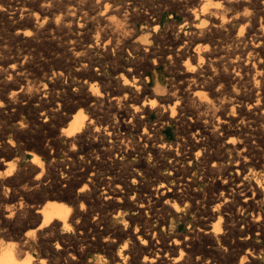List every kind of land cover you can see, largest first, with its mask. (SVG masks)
<instances>
[{"label":"bare ground","instance_id":"1","mask_svg":"<svg viewBox=\"0 0 264 264\" xmlns=\"http://www.w3.org/2000/svg\"><path fill=\"white\" fill-rule=\"evenodd\" d=\"M21 1L25 3L26 0ZM192 1L193 4H185L183 7L182 22L177 26L169 24L164 29L165 36L172 41V44H179L176 52L169 51L167 57L175 62L170 65L176 69L179 67L184 74L183 82L172 85L169 96L165 98L151 92L143 80L148 63H125L120 67L112 65L110 73L114 76L109 78L113 82L112 86L111 82L108 84L105 82L108 78L106 79L103 73L109 74L107 67L92 61L89 54L92 50L101 49L104 54L109 50L112 56L119 55L124 50L128 55L130 54L128 48L124 49L133 34L128 11L123 14L119 9H112L109 1L101 3L102 7L98 8L97 14L95 11L83 10L80 5H72L68 13L56 15L52 24L56 25L60 21L69 27L75 25L77 35H88L91 29L94 30L86 49H83L81 63H75L78 65L77 68L93 80L90 84V92L84 94L82 101L71 106V112L77 109L75 112L63 115L58 121L55 120L58 109L50 107L52 98L48 90L49 85H53V81L22 80L19 74L24 68L23 63H0V84L8 90L0 94V114L11 116L15 120L8 129L0 131V142L7 149V155L13 156L12 160H7L0 155V232L11 231L9 235L13 237L12 240L0 242V264H41V262L81 264L83 257L91 248L97 245L107 249L113 248L115 242L121 240H123V248L121 247L122 249L116 254V257L122 261L121 264L126 260L127 264H190L189 247L194 245L195 241H199L202 246L210 245L217 251L220 250L219 243L225 241L228 232V226L222 227L221 221L230 219V215L223 214L220 209L226 210L233 206L249 214L245 221V230L240 231V235L247 237L253 231L264 234V208L261 209L257 204L264 177L259 179L256 171L257 167L264 163V144L261 142V137L256 136L255 124L253 123V128L250 127L251 122L259 121L264 124V0H223L222 8L211 6L219 0H211V4L209 0ZM238 3L244 5L245 10L239 19L236 15L232 17L225 10L227 6ZM52 12L45 7H40L38 12H27L34 27L33 34L36 35L49 28L54 18ZM237 19L239 20L235 38L237 45L232 52L235 53L233 59L226 63H218L217 60H212L208 49L201 50L200 43L194 46V43L210 39L217 32L231 31V21ZM158 28L157 25H153L152 31L155 33ZM139 48L145 54L143 57L147 58L148 47L136 46L132 49L139 51ZM156 60L153 58L151 64L154 65ZM179 61L182 63H178ZM59 74L57 72L53 76L59 77ZM243 90L247 91V95ZM35 100L42 104L40 113L43 117L42 126L50 131L51 137L48 136L50 151L41 148L37 153L31 152L27 150L31 145L23 142L22 137L30 131L31 125L24 117L17 118V112L22 104H30ZM56 105L60 108L62 100L59 99ZM102 108L109 109L113 119L110 120L104 113L103 124H96V114L98 111L102 112ZM153 112L157 114L155 123H151L148 119ZM170 122L178 124L181 129L178 132L180 137L175 141L165 140L161 133L163 125ZM247 127H250V130L246 129ZM242 132H246L245 136H242ZM4 134L8 138L6 141L3 140ZM59 143L68 145L66 155L70 167H65L61 171L62 176L55 175L56 178L51 180L48 173ZM208 145L222 152L220 157L215 158L210 154L211 152L208 153L206 149ZM92 146L97 147L100 155L107 156L111 166L120 169L119 172L108 170L99 180L101 185L99 190L96 188L92 177L94 174L91 171L93 163L96 164L97 160L91 155L87 156L88 160H86L83 154ZM186 146L189 150L187 149L188 152L185 153H190L195 160H201L205 164L204 174L208 176V182L216 184L219 189L217 195L212 199L209 198L208 205L202 207V211L207 216L206 220L216 218L215 222H207L202 228L190 229L182 236L169 238L154 226H150L149 219L145 221L144 218V222H140L143 213H151L153 218L160 217V213L169 210L177 212L180 203L188 202L182 193L171 189L165 181L149 189L150 192L146 196L136 197L137 201L131 204L137 215H129V220L125 221L122 227L112 226L113 229H109L103 222L101 211L93 214L85 208L84 201L94 198L99 204L114 203L119 215L123 202L127 199L131 202L130 185L135 183L140 174L143 160L148 161L151 154L158 158L168 153L167 155L172 158L168 167L169 174L176 179L178 187H187V183L181 179L185 169L183 167L186 166L179 165ZM224 147H226L225 151ZM229 148L235 153V158L232 168L227 170L221 160ZM133 153L140 158L137 163L129 159ZM27 154L31 155V159L26 162ZM117 156L125 157L126 160L121 162L116 159ZM75 167L76 169L81 167V170L75 171ZM152 167H155V164H152ZM88 171H91L89 177L86 174ZM245 171H250L255 176L252 184L240 179V174ZM78 185L79 187L75 189ZM96 193L98 194L94 196ZM67 195H72V198L69 197V203H63L61 200ZM90 217L91 220H88ZM85 224L88 228L87 232L83 229ZM129 224L133 226V234L136 233L138 240L136 244L133 241L129 245L131 239L135 240L129 228L127 229ZM218 226L219 230H217ZM32 232L35 233L34 236L28 235ZM103 233L106 236L100 240ZM81 234H84L85 240H79L81 237L77 236ZM53 239L56 240V244L51 248L49 241ZM108 253L112 258L115 257V254ZM244 259L245 256H242L237 264H243ZM203 263L217 264L213 259H207Z\"/></svg>","mask_w":264,"mask_h":264},{"label":"rangeland","instance_id":"2","mask_svg":"<svg viewBox=\"0 0 264 264\" xmlns=\"http://www.w3.org/2000/svg\"><path fill=\"white\" fill-rule=\"evenodd\" d=\"M103 1H109V4L111 5L112 9H119L123 14H126V11H128L127 12L128 16H129L128 20L130 19L129 23H130V25L132 24L131 26L133 27V34L131 35V38L127 41L126 48H124V49L128 48L131 55L130 54L128 55L125 50L122 53H120L119 55L115 54V56H112V54L109 50H107V54H104V52L101 49H99L97 51L92 50L89 52V54L91 55L92 61L94 63H102L104 66L107 67V69H108L107 73L109 72V74H106L105 72L103 73V74H105L106 79L108 78V80L105 81L106 84H108V82H111L109 78L114 76V74L110 73L111 68L114 65L116 67L123 66L125 63H148L146 66L147 68L145 70V74H143V80H145V84L147 85L148 89L151 92H155L158 96H161L164 98L166 96H169L170 88L172 85L177 84L179 82L182 83L184 80V77H183L184 74H183L182 69L180 70L179 67H177V69H176V67L171 66L170 63H175V62H172L171 59H169L167 57L169 54V51H171V52L177 51L179 44H172V41L169 40L165 36L164 29H166L169 24L170 25L174 24L177 26L183 21V19H184V8L183 7L185 4H189V5L193 4L192 0L191 1L190 0H188V1L187 0H101L99 3L97 2V0H80V1L79 0H61V1L60 0H26L25 3H22V1L20 2V0H0V63H18V62H19V64L23 63L24 68L21 71V73L19 74V77L22 80L29 81V82H31V81L43 82V81H46L49 79V80L53 81L52 82L53 85H49L48 90L50 91L51 98H52L51 99L52 104L50 107H52V109L53 108H55L56 110L58 109L57 110L58 115L55 117V120H57V121L63 115L75 112L77 109H74L71 112V110H70L71 106H73V104H76L79 101H82L84 99V94L90 92V88H91L90 84L93 83V80H91L88 77V75H86V73H83L82 70L77 68L78 65H76L75 63H81L80 59L82 57L83 51L86 49L88 42L91 40L94 30L91 29V31L89 32L88 35H84V34L77 35V28L75 25L69 27L68 25L63 24L60 21H58V23L56 25L55 24L52 25V24H53V22H55L54 19L56 18V15L61 14V13L62 14L68 13L69 10H71L72 5L73 6L80 5L83 7V10L85 9L88 11H95V13L97 14L98 8H100V6L102 7L101 3H103ZM30 3H32V4H30ZM48 3H49V5H48ZM58 4H59V6H58ZM1 5L4 8H2ZM62 5H64V6H62ZM231 6H227L225 10L228 11V13H230V15L232 17H233V15L234 16L236 15L237 18L239 19V17H241L242 14L245 13V10L243 8L244 5L238 3L235 5L232 4ZM40 7H45L50 12L53 11L52 13H54V18H52L53 21L51 22V25L49 26L48 29H46L42 32H39L38 34L35 35V34H33V31H34L33 24H31V20L27 16V14L29 13V11H30V13L31 12L32 13L38 12ZM182 8H183V10H182ZM124 9H126L125 12H123ZM237 10L239 12H237ZM229 11H231L233 14ZM235 12H236V14H235ZM23 14H25L26 16H24ZM130 15H131V17H130ZM90 19L91 18L89 17V20ZM152 19H155V20L151 21ZM238 19L231 21V24H232V30L231 31H226V33H225V31L224 32L223 31L217 32L216 34H213L210 37V39L207 38L206 40L203 39V40H200V41L194 43V46L196 44L198 45L200 43L201 45L199 44V46L202 48L201 50L208 49L210 54L212 55V60H217L218 63H226L230 59H233L235 56V53H232V52H234L236 45H237V43L235 42V38H236V34H237V25H238V21H239ZM149 22H150V24H149ZM153 25H157V27H159L155 33L152 31ZM59 29H61V30H59ZM23 30H25V31H23ZM45 32H46V34H45ZM233 32H234V34H233ZM204 45H207V46L205 47ZM136 46L148 47V51L146 53L147 58L143 57L145 54H144V52H142L141 48H139V51H134L132 49ZM170 48H172V49H170ZM211 50H213V51H211ZM153 58L157 59L154 65L151 64ZM115 60H118V61H115ZM139 60H140V62H139ZM178 63H182V61H179ZM91 70L93 71V68ZM57 72L60 73L59 77L53 76V74H55ZM89 82H91V83H89ZM112 84H113V82H111V85ZM56 90H58V91H56ZM81 90H82V92H81ZM7 91L8 90H5V88L2 86V84H0V94L7 92ZM243 93H245L247 95V91L244 92V90H243ZM59 99L62 100V106H60V108H57L56 102ZM44 105L46 107V104H44ZM41 106H42V104L40 103V101L35 100L30 104H22L21 105L22 108L20 107V109L17 112V114H18L17 118L23 119V117H24V119L26 121H28L31 125L30 129H29L30 131L28 133H26L27 136L25 134L22 138L24 139L23 142L27 143L28 145H31V146L27 147V150L31 151V152H35V153L39 152V150L41 148H45L47 151H50V148H48V147H50L48 145V140L50 139L51 136H50L49 129L42 126L43 117L40 116V113L42 110ZM82 107L84 109V106H82ZM98 110H99V108H98ZM106 110H108V111H106ZM104 113H106L107 118H110V120L113 119L111 111H109V109H107V108H102V112L98 111L96 114V117H95V123L96 124H99V123L103 124V120H104L103 117H105V116H103ZM148 119L151 123H155L157 120L156 112H153L149 116ZM14 122H15V120H13V118L11 116H8L5 114H0V131L2 129L3 130L8 129L10 127V125ZM257 122H251L250 127L253 128V126L255 124L254 127H257L256 136H258L259 138L261 137L260 138L261 142L264 144V127L261 128V126H264V124L262 122H259V121H257ZM4 123H5V125H4ZM1 126H3V127H1ZM258 126L260 129L258 128ZM250 127H247L246 129H249ZM180 130L181 129H180L178 124H176L174 122H170L169 124L163 125L161 133L164 136L165 140L175 141L176 139H178L180 137V134L178 133V132H180ZM245 133L246 132H242L241 133L242 136H245ZM28 135H29V137H28ZM48 136H50V137H48ZM27 138H28V140H27ZM7 139H8L7 135L4 134L3 140L6 141ZM45 145H46V147H44ZM67 146L68 145L65 143H59L57 146L58 147V149H56V155L57 156L55 155L54 160H52L50 172L48 173V175L50 174L49 178L51 177V180L55 179L56 176L57 177L62 176L61 171L65 167H67V168L70 167V165L67 163V155H66L68 153V150H67L68 147ZM2 149H4V150H2ZM187 149L188 148L186 146L185 147L186 151L183 152L184 155H182V157L180 158L181 161L179 162V165L186 166V167H183L185 169H184L183 173L181 174V179L183 180V182L187 183V187L186 186L184 188L178 187L176 179L169 174V168L168 167H169V163L172 162V158L169 157V155H167L168 153L160 156L161 158L160 157L155 158L154 155L151 154V157L148 161H146V159L143 160V166L140 170V174L137 176L135 183L130 185V190H129L130 195L129 196L132 197L131 202L128 199L123 202V206L120 207V214L119 215H118L117 209L114 206V203L99 204V202L97 200H95L94 198H92V199L88 198L87 200L84 201V204L86 206L85 208L87 210H89L90 212H92L93 214L95 212L101 211L102 215H103V220H104L103 222L108 226L109 229H113V227H122L124 222L129 220L128 219L129 215H134V216L137 215V213L132 208V204H131V203H134L135 201H137L136 197L139 195H140V197L146 196L150 192V190L153 186L159 185V184H161L162 181H165V184H168L171 189L173 188L178 193H180V194L182 193V195L185 196V198L187 199L188 202L186 204L180 203V207L178 208L177 212H174L173 210H169L167 212L160 213V215H161L160 217H154L153 218L151 216V213H147V214L143 213L141 215V218H140L141 221L140 222H144V218H145V221L149 219L148 224L150 226L151 225L154 226L157 230H160L161 233L166 238H169L172 236H180V235L182 236V235L186 234L187 231H189L190 229L202 228L203 225H205L207 222L208 223L215 222L216 218H214L212 220H208V219L206 220L207 216L202 211V207L205 205H208L209 200L212 199V197L214 195H217L219 193V189L216 186V184L208 182V180H207L208 176H205V174H204V169H205L204 165L205 164L201 160H195L194 157L190 153L189 154L185 153V152H188L189 149L188 150ZM206 149H208L207 152L208 153L211 152L210 154L213 155V157H215V158L220 157V155L222 154V152H219L214 146H211V145H208V147ZM225 149H226V147H224V151H225ZM6 150L7 149L1 143L0 144V155L3 156V158L5 157L4 159L12 160L13 156H8ZM85 151L86 152H84L83 154H85L84 158H86V160H88L87 156H90V155L94 160H95V158L97 160L96 164L93 163V167H92L91 171L94 174V175H92V177L94 178V183L96 185V188H97V190H99L101 188V185H99L100 178H103L104 174L108 170H112L114 172H119L120 169L117 168L116 166H115V168H114V166H111L108 162L107 156L106 155H100L99 151L97 150V147L92 146V147L87 148ZM226 152H227V154H224L225 152H223L224 157L222 158L221 161L228 168L227 170H230L234 164L235 153L230 148H229V150H226ZM57 153H59V154H57ZM136 155H137L136 153H133L132 155H130L129 159L131 161H134L137 163L140 158ZM30 159H31V155L27 154L25 156V161L27 162ZM116 159L121 161V162H124L126 160L125 157L120 158V156H117ZM152 164H155V167H152ZM76 168L77 167H75V169H74L75 171L81 170V167H79L78 169H76ZM148 168H149V170H148ZM74 170H73V172H75ZM91 171H88V173H86L87 177H89V174ZM256 171L258 172L257 177L259 179L261 177H264V163L262 165L258 166ZM149 172H151V173H149ZM100 174H102V175H100ZM202 175H203V177H202ZM254 178H255V176L250 171H245L243 174H240V179L243 180L244 182H248V183L252 184L253 180H255ZM263 181H264V178L261 181V183L263 185L261 184L262 186L260 188V193L257 197V199H258L257 204L261 209L264 208V182ZM79 185L81 186V184H79ZM79 185L75 186V189H77L79 187ZM205 191H206V193H205ZM97 194L98 193H96L94 196H96ZM69 197L72 198V195L64 196V198L61 201L63 203L64 202L69 203L70 202ZM194 199H195V201H194ZM263 211H264V209H263ZM220 212H222L223 214L224 213L229 214L230 219H228L227 221H224V219H223L221 221L222 227L224 225L228 226L227 227L228 232H227L225 241H221L219 243V246H220V250H218L219 252L210 245L202 246L199 241H195L194 245H191L189 247V249L191 251V257H190L191 262H190V264H201L207 259H209V260L213 259V261L214 262L216 261L217 264H237L238 260L242 256H245L243 264H264V234H259L256 231H253V233L247 237H246V235L243 236V235L239 234L240 231L245 230V221H246V218L249 216V214L247 212L237 210L235 206H233L232 208H228L226 210H223V208H221ZM162 218L164 219V221ZM88 220H91V217L88 218ZM128 228H129L131 234L133 235V239L135 238V240L131 239V241L129 242V245H131V243L133 241H135V244H136V241L138 243V240H136V233L133 234L134 231H132L133 226L131 224H129L127 226V229ZM83 229L86 232L88 231L86 224L83 226ZM24 231L25 230H23V232ZM9 233H11V231H8L5 233L1 231L0 232V242L1 241L4 242L7 239L12 240L13 237L11 235H9ZM12 234H14V233L12 232ZM103 236L104 237L106 236L105 233H103L102 236H100V240L104 239ZM77 237L78 238L81 237L79 240H85L86 239L84 237V234L78 235ZM123 238H125V237H123ZM55 241H56L55 239L50 240L49 241V243H50L49 247L54 248L55 244H56ZM250 241H251V243H250ZM79 244L80 243H78V245ZM252 245L254 246V248ZM99 247H101V248H99ZM121 247L123 248V240H121L119 242L116 241L113 248H108L111 251L108 250L107 248L101 246V245H99V246L97 245V246L91 248L85 254L81 264H103V261L105 264H111L112 261H113L112 264H121L122 261L120 259H118V257H116V254L122 249ZM226 247H227V249H226ZM246 248L247 249L249 248V249L247 250ZM252 250H254V251H252ZM108 252L115 254V257L112 258L110 256V253H108ZM123 252H125V250H123ZM247 254H248V256H247ZM253 255H254V257H253ZM228 256H229V258H228ZM102 257H104V258H102ZM198 261L199 262L201 261V262L199 263ZM124 264H127V260Z\"/></svg>","mask_w":264,"mask_h":264},{"label":"snow or ice","instance_id":"3","mask_svg":"<svg viewBox=\"0 0 264 264\" xmlns=\"http://www.w3.org/2000/svg\"><path fill=\"white\" fill-rule=\"evenodd\" d=\"M97 2L99 3L100 2V0H97ZM209 3L211 4V0H209ZM211 6L212 7H215V8H222L224 5H223V0H219V2H217V3H214V4H211ZM241 31H243V29L241 30ZM195 69H193V71H194ZM199 95V94H198ZM154 103V102H153ZM85 119H87V117H85ZM197 155H199V154H197ZM9 175H11V173H8ZM83 190V189H82ZM217 230H219V226H218V228H217ZM28 235H30V236H34L35 235V233L34 232H32V233H28ZM13 247H15L14 245H13ZM58 247H59V245H58ZM125 247H127V245H125ZM41 264H43V262H41Z\"/></svg>","mask_w":264,"mask_h":264}]
</instances>
